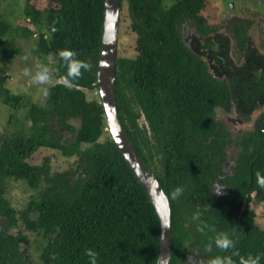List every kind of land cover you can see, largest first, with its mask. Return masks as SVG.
Masks as SVG:
<instances>
[{
    "label": "trees",
    "instance_id": "16d2710c",
    "mask_svg": "<svg viewBox=\"0 0 264 264\" xmlns=\"http://www.w3.org/2000/svg\"><path fill=\"white\" fill-rule=\"evenodd\" d=\"M47 1L44 8L31 2L24 5L23 19L32 30L0 18V57L15 59L21 52L16 43L20 38L32 40L34 55L54 59L57 81L66 72L58 55L62 49L76 51L92 67L71 90L59 82L50 87L43 105L11 93L5 75L0 76V104L10 110L9 128L15 127L0 135V218L12 226L19 217L28 231L42 239L39 264H89L85 254L89 248L99 254L97 264H155L160 237L156 211L106 133L99 100L86 99V91H96L104 0ZM201 2L120 0V14L126 5L129 27L136 35V56L117 55V113L127 139L163 192L184 188L177 200L167 195L172 233L169 264H180L193 223L205 230L192 235L201 233L213 245L216 235L225 232L241 256L259 254L264 264V231L255 225V213L246 208L238 220L250 172L252 191L264 201V188L255 182V173H264V131L243 140L246 151L250 146L256 149L225 180L231 196L218 197L213 192L227 143L214 109L226 105L227 90L189 59L178 29L194 16ZM54 22L59 30L52 33ZM22 110L25 123L20 124L17 115ZM71 119H78L80 127L76 142L66 147L62 133L76 131ZM257 139L259 146H252ZM41 148L60 151L73 161L64 171H52L48 158L40 165L29 163ZM10 179L38 191V197L20 213L5 197ZM197 210L203 213L199 220L193 219ZM9 231L5 226L0 229V264H27L20 249L26 236Z\"/></svg>",
    "mask_w": 264,
    "mask_h": 264
},
{
    "label": "flooded vegetation",
    "instance_id": "af4514ba",
    "mask_svg": "<svg viewBox=\"0 0 264 264\" xmlns=\"http://www.w3.org/2000/svg\"><path fill=\"white\" fill-rule=\"evenodd\" d=\"M211 10L215 11V15H211ZM178 29L189 59L195 65L199 64L207 77L227 90L226 105H218L214 109L215 121L225 129L227 143L217 174L218 180L213 182L212 187L215 194L216 187L223 186L222 194L218 197H229L231 192L225 180L233 177L236 168L245 164L248 152L256 149L250 146L246 151L243 140L250 135L256 137L260 131H264V0H202L194 16L180 23ZM70 122L76 131L62 133V144L66 147L76 142L80 127L78 119H71ZM259 144L260 140L257 139L252 146ZM234 147L237 150L232 155L230 153ZM249 174L251 191L249 202L247 198L248 209L253 199L260 202L257 191H252L251 172ZM253 194L255 198H252ZM191 225V238L183 244V256L179 263L185 264L189 255L197 253L205 262L221 255L215 244H211L210 252L207 251L210 242L201 233L192 235L193 232L201 231L202 227L197 223ZM22 260L32 264L23 252Z\"/></svg>",
    "mask_w": 264,
    "mask_h": 264
},
{
    "label": "rangeland",
    "instance_id": "374dc122",
    "mask_svg": "<svg viewBox=\"0 0 264 264\" xmlns=\"http://www.w3.org/2000/svg\"><path fill=\"white\" fill-rule=\"evenodd\" d=\"M28 2H31L37 8H44L48 5L47 0H0V18L8 21L12 26H27L28 23L23 19L22 14L24 5ZM210 13L211 15H215L214 10H211ZM129 26L130 22L127 15V8L126 5H124L120 14L118 32L117 55L119 57L133 58L136 55V35L132 33ZM27 27L30 28L29 25ZM16 43L20 47L21 52L13 60L0 57V76L5 75V86L11 93L24 95L32 102L34 101L38 103V105H43L49 88L58 81L53 75V80L48 85H34L31 82V77L24 76L23 72L24 69L27 68L34 74L37 71V65H44L53 73L55 61L51 56L40 58L34 55L32 52V40L16 38ZM85 93L88 101L95 99L99 100L97 91H86ZM9 115V108L0 104V135L5 129H15V127L9 128L8 126ZM17 117L19 118L20 124L21 122L25 123V121H23L25 119L24 110L20 111ZM223 120L226 121L225 118H223ZM228 124L229 127H231L229 122ZM106 137L107 134H105L100 141H103ZM236 150L237 148L234 147L230 154H235ZM45 158L49 159L50 169L52 171H64L72 162L71 159L63 157L59 151H53L47 148H41L28 161L31 164L39 165ZM5 197L9 201L11 207H13L16 212L20 213L26 209L31 199H36L38 197V191L30 189L24 181L10 179L6 183ZM252 198H255L254 194ZM249 208L256 214L255 225L260 230L264 231V201L260 200V202H257V200L253 199ZM32 217L34 218L33 215ZM4 226L9 228V233L12 235L26 236L27 242L22 244L20 249L27 256V259L32 261V264H38L40 247L43 242L42 239L35 233L28 231L19 217L12 226H8L7 222L0 218V229H4Z\"/></svg>",
    "mask_w": 264,
    "mask_h": 264
},
{
    "label": "water",
    "instance_id": "95a60500",
    "mask_svg": "<svg viewBox=\"0 0 264 264\" xmlns=\"http://www.w3.org/2000/svg\"><path fill=\"white\" fill-rule=\"evenodd\" d=\"M120 0H104L103 32L101 47L95 75V86L99 104L103 108L106 132L116 145L125 163L143 188L153 205L160 223L159 252L155 264H169L171 259V209L167 195L155 177L153 171L147 169L137 156L133 146L127 139L117 113L114 83L116 78V61L118 49V32L120 23ZM251 180V179H250ZM251 191V181L246 190L241 206V215L246 210L247 198ZM167 218L170 224L168 229L161 227V221Z\"/></svg>",
    "mask_w": 264,
    "mask_h": 264
},
{
    "label": "clouds",
    "instance_id": "9594fccd",
    "mask_svg": "<svg viewBox=\"0 0 264 264\" xmlns=\"http://www.w3.org/2000/svg\"><path fill=\"white\" fill-rule=\"evenodd\" d=\"M54 25L55 22L50 28L52 33H55L59 30ZM58 55L63 61L64 67L66 68V72L59 77L58 82L71 90L73 83L81 79L83 77V73L89 71L92 65L89 62L79 59V54L69 48L60 50ZM23 75L26 77H31V82L34 85L46 86L53 80V73L47 66L44 65H37V71L34 74L30 69L26 68L24 69ZM255 182L259 187L264 188V173L257 171L255 173ZM223 188V186H217L215 189V195H221ZM183 193V187H176L171 191L170 194L165 195H168L170 200H177L183 195ZM206 210L207 207L205 208V211ZM202 214L203 213L200 210H197L193 216V219L199 220ZM206 226L207 225H204V227ZM161 227L164 229H168L170 227L167 218L161 221ZM200 230L202 231L203 228ZM214 243L215 246L222 252L229 253L230 250H232L231 253L228 255H217L206 262L202 260L197 253L195 255H189L185 261V264H261V255L248 254L246 256H241L238 251H235L236 242L225 232L218 233L214 239ZM207 251H211V245L208 246ZM85 254L89 258V264H97L99 254L94 249H87ZM234 257H238V260L234 259ZM51 258L55 260L57 257L53 255Z\"/></svg>",
    "mask_w": 264,
    "mask_h": 264
}]
</instances>
